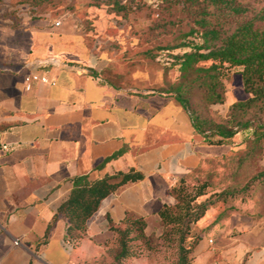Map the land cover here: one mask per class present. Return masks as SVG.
Instances as JSON below:
<instances>
[{"label": "crops", "instance_id": "1", "mask_svg": "<svg viewBox=\"0 0 264 264\" xmlns=\"http://www.w3.org/2000/svg\"><path fill=\"white\" fill-rule=\"evenodd\" d=\"M4 6L0 0V264H102L117 246L110 223L143 215L145 233L159 234L158 209L175 201L170 187L222 145L205 142L168 92L103 78L94 46L71 24L28 19ZM32 71L54 82L35 80L26 89L23 78ZM131 167L143 177L102 198L79 236L67 234V216L53 220L73 175L94 179ZM213 210L194 222L201 237L188 264H264V241L221 238L224 221ZM164 262L144 250L118 264Z\"/></svg>", "mask_w": 264, "mask_h": 264}, {"label": "rangeland", "instance_id": "2", "mask_svg": "<svg viewBox=\"0 0 264 264\" xmlns=\"http://www.w3.org/2000/svg\"><path fill=\"white\" fill-rule=\"evenodd\" d=\"M1 1L5 5V11L15 12L28 19L46 18L50 24L59 19L60 24H71L74 30L82 33L88 43L94 46L98 59L96 69L103 78L121 85L154 88L171 93L176 91L178 84H182V93L188 98L190 110L201 118L224 122L230 103L250 95L244 89L240 66L227 68L223 78L224 99L221 102H211L207 100L204 89L193 80V72L185 76L178 64L172 63L171 54L189 49V46L182 43L201 41L199 32L187 33L190 27L197 25L199 1ZM234 1L246 7L249 13L264 4V0ZM217 12L219 11L215 8L208 18L219 20L225 28L233 24V16ZM199 63L207 64L209 60ZM252 137V128L249 127L221 143L222 147L216 144L212 148L218 150L215 155L201 164L198 171L186 180L189 190L198 183L207 181L206 192L198 196V200L223 188H241L249 183L246 190L212 205L213 216L220 213L218 220L224 221V227L219 230L221 238L230 235L257 242L264 241V180H251L254 174L264 168V143L253 147ZM231 223L240 225L231 227ZM164 229L163 226L159 234H146V242L144 239L132 242L135 254L149 250L161 255L165 259L164 264H172L176 244L160 237ZM191 231L199 233L194 223ZM212 238L214 240L215 236ZM110 261L104 260L102 264H109Z\"/></svg>", "mask_w": 264, "mask_h": 264}, {"label": "trees", "instance_id": "3", "mask_svg": "<svg viewBox=\"0 0 264 264\" xmlns=\"http://www.w3.org/2000/svg\"><path fill=\"white\" fill-rule=\"evenodd\" d=\"M36 2V0H30ZM193 1V0H191ZM199 1L196 24L187 33L199 32L201 41L190 40L183 45L189 46L180 53H173L172 63H177L183 75L193 72V80L205 91L206 98L211 102H221L224 99V82L227 68L240 66L244 89L250 93L244 99L230 103L228 116L224 122H216L201 118L189 108L187 96L182 92V84L176 86L173 95L190 116L193 128L200 133L207 143H223L236 132L252 128L253 147L264 143V4L250 13L247 8L234 0H194ZM214 8V9H213ZM230 14L234 22L223 27L219 20L208 18L212 11ZM217 12V13H219ZM209 63H199L208 61ZM167 92V91H166ZM117 150L106 156L101 163L118 155ZM143 177L140 170L129 168L106 172L100 177L90 179L88 173L73 175L70 179L72 187L67 197L61 201L53 216H67L66 232L71 237H77L85 229L88 218L97 210L105 196L117 189L121 184ZM264 180V168L251 177V180ZM187 178L180 177L169 189L175 201L163 203L158 209L161 222L165 229L161 236L167 242L176 244L175 259L172 264H188L192 251L197 244L200 233L191 231L192 223L196 222L206 212L207 208L219 200H226L240 191L246 190L249 183L241 188H223L207 197L198 200L197 197L206 192L208 185L204 180L189 190ZM220 216V213H219ZM111 221L110 215H108ZM145 218L143 215L126 213L118 224L110 223L109 228L116 234V250L109 264H118L126 257L135 254L132 242L147 237L145 233ZM172 242V243H174Z\"/></svg>", "mask_w": 264, "mask_h": 264}, {"label": "built area", "instance_id": "4", "mask_svg": "<svg viewBox=\"0 0 264 264\" xmlns=\"http://www.w3.org/2000/svg\"><path fill=\"white\" fill-rule=\"evenodd\" d=\"M54 25H59L60 24V20L56 19L53 21ZM35 80H40V81H50L51 83L54 82V80H50L48 75L44 72H38V71H32V72H28L24 75L23 81H24V87L26 89H29L32 85V82ZM3 147H7V144H3ZM209 240L211 241V238H209ZM15 242H18L17 240Z\"/></svg>", "mask_w": 264, "mask_h": 264}]
</instances>
